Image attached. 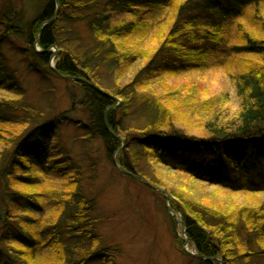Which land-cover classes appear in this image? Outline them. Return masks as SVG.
<instances>
[{
	"label": "trees",
	"instance_id": "1",
	"mask_svg": "<svg viewBox=\"0 0 264 264\" xmlns=\"http://www.w3.org/2000/svg\"><path fill=\"white\" fill-rule=\"evenodd\" d=\"M97 1L45 0L22 24L17 4L0 0V264H118L119 247H98L95 144L124 177L169 200L179 217L173 223L186 236L176 240L184 246L188 238L201 256L188 255L194 264H264V29L243 22L264 21V0H116L131 18L113 23L96 14L89 22L94 47L63 48L62 20L84 17L77 11ZM53 46L61 51L54 68ZM214 51L217 65H225V55L241 56L243 64L232 62L228 73L241 103L236 116L218 119L224 101L201 100L197 89L186 97L194 102L188 116L177 91L147 90L165 74L206 65ZM121 60L126 66L110 69L114 76L134 60L139 68L129 83L109 87L100 70ZM24 70L65 81L70 106L53 114L52 107L29 105ZM191 114L201 119L199 134L177 123ZM64 126L76 129L73 140L87 150H72ZM155 165L174 170L179 187L165 188ZM51 176L63 186H43ZM200 182L230 196L197 199L192 192Z\"/></svg>",
	"mask_w": 264,
	"mask_h": 264
},
{
	"label": "rangeland",
	"instance_id": "2",
	"mask_svg": "<svg viewBox=\"0 0 264 264\" xmlns=\"http://www.w3.org/2000/svg\"><path fill=\"white\" fill-rule=\"evenodd\" d=\"M12 1L23 11L22 24L32 22L41 13L45 5V0ZM77 13H79V17L81 16L80 14L84 15V17L80 19L64 18L62 20L61 36L68 43L67 46H65L66 43H62V46L63 48H83L86 52L95 45L89 22L97 19L96 14L106 13L113 23L124 17L131 18V12L122 8L116 0H98L95 5L85 10H78ZM260 13L264 19V10ZM245 21L244 19V27L249 28V30L257 28L256 30L262 32L264 29V21H256L254 23ZM236 41L237 38L232 40V42ZM15 43L18 44L17 42ZM132 45L133 43H130L127 47H132ZM36 48L38 51L41 50L37 44ZM57 48L53 46L51 49L55 53L52 58V66L55 65V56L59 54L56 52L59 50ZM217 54L218 52L216 51L210 53V58L208 57L206 65L204 64L199 68L187 67L177 74H165L160 82L156 81L146 85L148 86L147 90L161 96L168 92L177 91V98L181 102L183 114L188 116L191 112V105L194 102L186 101V97L192 94L194 89H197L201 100L215 97L216 99L208 100V102L213 100L224 101L220 111L216 112L218 119L221 116L227 119L236 116L239 113L241 103L236 94L232 78L228 73L233 70L232 62L234 63L237 60L238 65H242L243 62L240 59V55H225L222 59V63H225V65H217ZM14 56L17 62L21 63L20 55L15 53ZM126 62V60H121L118 63H110L100 70L107 86L110 87L112 83L123 86L133 79L139 68L138 62L135 60L131 67H127L125 74L114 76L110 71V69H117L119 66L125 65ZM23 82L27 92L25 101L29 105L46 111L52 107L53 114L59 109L64 110L70 106V99L66 91L67 83L65 81L59 80L54 76H50L47 81H42L36 75L24 70ZM197 100L199 101L200 99L197 98ZM138 115L140 114L136 115L134 113L132 118L136 117L134 118L136 120L139 118ZM189 120L191 121L189 122ZM200 121L201 119H199L197 114H191L188 119L179 117L177 123L188 132L199 134L201 132L198 129ZM62 132L66 141V138L71 139L70 145L73 151L81 154L85 149L87 150L88 147H83L80 141L73 140L74 136L77 135L73 126L62 127ZM97 147L99 150H97ZM91 148V155L99 160L97 180L92 184L93 188L99 190L97 194V210L94 213V217L97 219L98 234L100 235V245L98 247H119L122 253L117 256L118 264H194L192 258H190L192 255L188 256L189 254L185 252L184 246H180V243L176 240L177 237L185 238L186 236L183 234L181 224L178 226L174 225L172 220L174 217L169 212L167 201H165L164 197L155 190L144 187L141 183L132 181L119 173L105 155V151L100 144L92 145ZM117 155L118 152L114 154V158ZM80 157L82 158V156ZM153 170L161 178L165 188L179 187V180H177L178 177H176L174 170H169L162 165H155ZM63 183V179L51 176L42 185H48L47 188L53 190L63 186ZM192 193L197 199L210 198L209 200H214L218 203L225 201L230 196L215 187V185L203 182L195 184ZM242 197L237 196L234 200H242ZM46 228L48 229V227ZM73 241L76 242L78 240L74 238ZM70 243L72 242L70 241ZM182 247L185 253L181 250ZM187 248L195 253V248L192 244L188 243ZM43 255L47 256L46 253ZM88 264L102 263L91 261Z\"/></svg>",
	"mask_w": 264,
	"mask_h": 264
},
{
	"label": "water",
	"instance_id": "3",
	"mask_svg": "<svg viewBox=\"0 0 264 264\" xmlns=\"http://www.w3.org/2000/svg\"><path fill=\"white\" fill-rule=\"evenodd\" d=\"M57 1V0H56ZM58 6V5H57ZM58 10H59V6H58ZM58 10H57V13H56V16H55V18H54V20L58 17ZM57 53H60V51L59 50H57L56 51ZM54 68V67H53ZM64 77L65 78H69L68 76H65L64 75ZM96 87V86H95ZM99 91H101L103 94L105 93V92H103L101 89H99L98 87H96ZM167 207H168V210H169V212L177 219V213H175L172 209H171V207H170V205H169V200L167 201ZM178 220V219H177ZM179 221V220H178ZM188 243H189V239L187 238L186 239V242H185V244H184V250L188 253V254H191L192 256H194V257H197V258H200L201 256L200 255H198V254H196V253H193V252H191L187 247H188Z\"/></svg>",
	"mask_w": 264,
	"mask_h": 264
}]
</instances>
